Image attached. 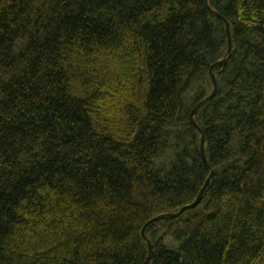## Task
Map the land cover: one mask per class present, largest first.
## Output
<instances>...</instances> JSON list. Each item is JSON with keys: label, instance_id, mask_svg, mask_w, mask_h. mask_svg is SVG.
<instances>
[{"label": "trees", "instance_id": "16d2710c", "mask_svg": "<svg viewBox=\"0 0 264 264\" xmlns=\"http://www.w3.org/2000/svg\"><path fill=\"white\" fill-rule=\"evenodd\" d=\"M147 262L264 264V0H0V264Z\"/></svg>", "mask_w": 264, "mask_h": 264}, {"label": "water", "instance_id": "95a60500", "mask_svg": "<svg viewBox=\"0 0 264 264\" xmlns=\"http://www.w3.org/2000/svg\"><path fill=\"white\" fill-rule=\"evenodd\" d=\"M220 19L223 20V18L220 17ZM224 21V20H223ZM225 22V21H224ZM225 27H226V34H227V40H228V53H230L231 51V40H230V31H229V24L225 22ZM211 81H212V84H213V92L212 94L215 92L216 90V81H215V78H214V75H211ZM193 114V113H192ZM191 114V116H192ZM202 146H203V138L201 139V143H200V150H201V155H202V158H203V161L205 162V158L203 156V151H202ZM207 185V182L205 183L204 187L201 189V192L200 194H202L203 190L205 189ZM200 201V195L197 197L196 201L184 208H182L177 215L181 214L183 211L187 210V209H190L192 207H195ZM148 264V262L146 263Z\"/></svg>", "mask_w": 264, "mask_h": 264}]
</instances>
